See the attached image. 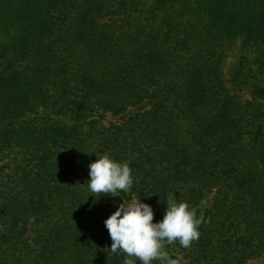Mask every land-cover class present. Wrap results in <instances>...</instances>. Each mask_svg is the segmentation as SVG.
<instances>
[{"label": "trees", "instance_id": "obj_1", "mask_svg": "<svg viewBox=\"0 0 264 264\" xmlns=\"http://www.w3.org/2000/svg\"><path fill=\"white\" fill-rule=\"evenodd\" d=\"M105 154L119 196L89 190ZM139 198L201 220L152 264L264 259V0H0V264H125L104 221Z\"/></svg>", "mask_w": 264, "mask_h": 264}, {"label": "clouds", "instance_id": "obj_2", "mask_svg": "<svg viewBox=\"0 0 264 264\" xmlns=\"http://www.w3.org/2000/svg\"><path fill=\"white\" fill-rule=\"evenodd\" d=\"M88 187L92 193L119 196L129 191L134 183L128 162H120L105 154L89 164ZM201 220L186 202L167 201L163 219L154 222L152 207L134 199L120 203L104 221L112 241L110 252L126 254L125 264H152L154 260L167 261L166 244L179 241L188 248L199 238ZM135 259H131V258Z\"/></svg>", "mask_w": 264, "mask_h": 264}, {"label": "rangeland", "instance_id": "obj_3", "mask_svg": "<svg viewBox=\"0 0 264 264\" xmlns=\"http://www.w3.org/2000/svg\"><path fill=\"white\" fill-rule=\"evenodd\" d=\"M112 19H107L104 21V23H110ZM236 57H237V45H234L233 47L230 48V50L227 52V58L225 59V65H224V71L227 76V86L231 88L230 82L228 79L229 71L232 67V65L236 62ZM232 93H235V91H232ZM240 97H242L244 100H252V98L248 94H241ZM125 121V117L122 118H114L110 115H107L105 118H103L100 122L101 126L108 127L110 124H115V123H122ZM213 202V197L210 198L209 204L211 205ZM120 202H118V205ZM247 264H264V259L260 260H255V261H250Z\"/></svg>", "mask_w": 264, "mask_h": 264}]
</instances>
